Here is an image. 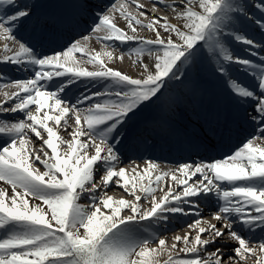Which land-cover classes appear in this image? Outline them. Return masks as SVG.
<instances>
[{"label": "snow or ice", "instance_id": "snow-or-ice-1", "mask_svg": "<svg viewBox=\"0 0 264 264\" xmlns=\"http://www.w3.org/2000/svg\"><path fill=\"white\" fill-rule=\"evenodd\" d=\"M0 40V264H264V0H0Z\"/></svg>", "mask_w": 264, "mask_h": 264}, {"label": "bare ground", "instance_id": "bare-ground-1", "mask_svg": "<svg viewBox=\"0 0 264 264\" xmlns=\"http://www.w3.org/2000/svg\"><path fill=\"white\" fill-rule=\"evenodd\" d=\"M113 2H115V0H113ZM139 2L143 3V4H148V0H139ZM149 7H150V4H149ZM132 10L135 11L134 6H133ZM165 14L166 15H170V13H165ZM116 22H117L118 26H120L121 28L125 27L126 22L123 20V18L117 16ZM141 35L148 36L149 33L147 31H142ZM252 35H254L256 37V40H260V33L258 31L250 30V38H251ZM2 43H3V41L0 40V44H2ZM116 43H117V47L115 49V55H119L121 51H124V53H125L124 60H123V62H116V63H114V64H112L110 66L119 68V69H121L123 71L133 72V74H134V69H132V67H131V60L135 59V57L132 56L130 58L129 55L127 54L126 48L124 46L120 45L119 42H116ZM90 46L94 47L97 51H99L101 49V47H102V45L100 43H97L95 40L90 41ZM234 47L236 48V50L240 51L241 55H245L243 50L240 48L241 46L234 45ZM0 54H3L2 49H0ZM145 60L147 61L146 57H145ZM9 67L10 66L5 67L4 65H0V69H3L4 72H6L9 75H11V77L13 79L25 78V75L23 73H18V74H13L12 73L11 74L9 72ZM88 67L91 70V66H88ZM7 82H9V81H0V85H3L4 83H7ZM3 90L4 91H12L14 89L5 88ZM0 99H3L2 95H0ZM61 135L64 136L65 133L61 132ZM34 146L35 147H39V144H35ZM62 150L67 151L66 148H63ZM158 155L160 156V159L158 160V163H160L162 166L163 165L174 166V165H176V164H178L180 162H191V161L178 160L176 157H173V154H170V153H168L166 151L165 152H161ZM146 158L147 157H145V159ZM132 160L135 161L136 164L140 165L141 168L143 167V164H142V162L139 159L133 157ZM130 163L131 162L129 160H125V162H124V164L122 166L128 168ZM40 170L43 171L42 168ZM193 179H195V178H193ZM108 194L109 195H113L114 198H117V199L121 198V197L128 198L127 196H125L124 192L118 187H111L108 190ZM157 195H160V193H157ZM201 204H203V203H201ZM145 206H149L147 202H145ZM204 206H205L204 209L200 211L202 219H204V220L211 219L212 218V214L217 210L216 207H215V201L214 200L211 201L210 202V206H206L205 204H204ZM194 212H195V210H193V213ZM195 218H197V217H195L194 214L188 215V216L183 217V218H180V219L176 220L174 222V224L173 223L169 224V229H170L169 231L162 232L160 235L163 236V237L168 238V243L170 245L173 242L171 238L174 237L175 235H178V234L179 235H183L184 232L188 230L187 229V224L193 223ZM213 222H215V221H213ZM231 243L234 244L235 242H231ZM252 243L253 244L258 243V241L253 240ZM153 246H155V245H153Z\"/></svg>", "mask_w": 264, "mask_h": 264}]
</instances>
